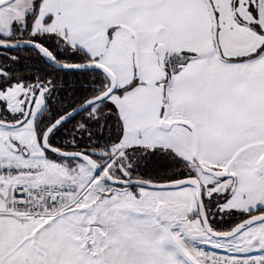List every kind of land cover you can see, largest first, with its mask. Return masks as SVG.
<instances>
[{
    "label": "snow or ice",
    "instance_id": "6c2138e0",
    "mask_svg": "<svg viewBox=\"0 0 264 264\" xmlns=\"http://www.w3.org/2000/svg\"><path fill=\"white\" fill-rule=\"evenodd\" d=\"M0 264H264V0H0Z\"/></svg>",
    "mask_w": 264,
    "mask_h": 264
}]
</instances>
